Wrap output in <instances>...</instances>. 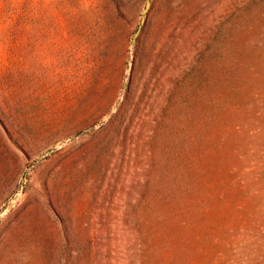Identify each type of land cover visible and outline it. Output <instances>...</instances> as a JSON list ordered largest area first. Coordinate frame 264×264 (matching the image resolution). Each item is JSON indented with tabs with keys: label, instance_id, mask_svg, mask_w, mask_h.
Masks as SVG:
<instances>
[{
	"label": "rangeland",
	"instance_id": "1",
	"mask_svg": "<svg viewBox=\"0 0 264 264\" xmlns=\"http://www.w3.org/2000/svg\"><path fill=\"white\" fill-rule=\"evenodd\" d=\"M0 264H264V0H0Z\"/></svg>",
	"mask_w": 264,
	"mask_h": 264
}]
</instances>
